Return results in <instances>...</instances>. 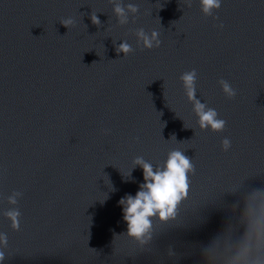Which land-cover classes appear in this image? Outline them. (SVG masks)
<instances>
[{"label":"water","instance_id":"obj_1","mask_svg":"<svg viewBox=\"0 0 264 264\" xmlns=\"http://www.w3.org/2000/svg\"><path fill=\"white\" fill-rule=\"evenodd\" d=\"M122 3L139 9L125 24L112 0H0V264H200L231 205L264 188V0H222L212 15L200 0ZM139 29L161 46L144 48ZM193 69L223 132L199 126L180 79ZM171 150L195 164L190 195L141 247L119 201L144 182L136 157L155 166Z\"/></svg>","mask_w":264,"mask_h":264},{"label":"clouds","instance_id":"obj_2","mask_svg":"<svg viewBox=\"0 0 264 264\" xmlns=\"http://www.w3.org/2000/svg\"><path fill=\"white\" fill-rule=\"evenodd\" d=\"M114 13L121 24L128 21V14L139 9L132 3L125 7L122 0H112ZM202 12L212 15L214 10L221 8L222 0H200ZM94 24H100L96 14L91 16ZM66 27L73 24L71 18L62 21ZM223 29L224 25H219ZM138 41L146 49L159 48L162 41L160 33L153 31L150 35L144 29L136 32ZM132 46L124 41L117 47L118 53L127 56L133 52ZM185 91L194 102V111L198 116L202 130L223 132L227 121L219 118L214 108L201 103L195 94L197 72L195 69L184 72L181 77ZM224 93L229 98L236 96V91L230 84L221 80ZM231 140L224 138L222 148L225 152L231 148ZM135 167L143 170L144 182L139 184L135 195L126 194L119 204L123 209V219L127 223L126 237L137 245L144 247L150 244L154 237V220L158 217L162 223L175 221L179 215V206L189 198L191 191V176L196 174L192 158L181 150H171L167 159L160 165H153L143 157H136ZM15 203V199L11 198ZM231 219L223 229L207 243L199 247L200 264H264V188L248 190L230 207ZM13 221V227L18 228L20 213L10 210L7 213ZM169 256H174L171 246ZM4 259L0 253V261Z\"/></svg>","mask_w":264,"mask_h":264}]
</instances>
